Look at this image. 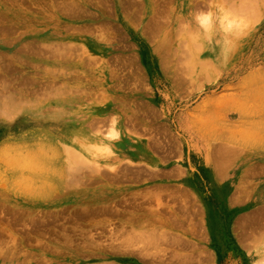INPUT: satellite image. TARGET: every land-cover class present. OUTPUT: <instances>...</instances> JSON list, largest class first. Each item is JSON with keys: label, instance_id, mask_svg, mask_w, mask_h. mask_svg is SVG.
<instances>
[{"label": "crops", "instance_id": "obj_1", "mask_svg": "<svg viewBox=\"0 0 264 264\" xmlns=\"http://www.w3.org/2000/svg\"><path fill=\"white\" fill-rule=\"evenodd\" d=\"M202 7L200 0H0V10L26 13L13 23L12 45H78L73 57L49 59L45 78L51 61L58 73L66 60L82 61L71 70L79 77L73 99L43 101L8 124L18 132L4 142L41 136L59 158L20 194L16 174L0 161V205L88 209L97 237L105 234V264H264V78L245 85L250 72L226 83L224 41L180 39L201 35L193 24ZM11 252L0 247V264H27Z\"/></svg>", "mask_w": 264, "mask_h": 264}, {"label": "rangeland", "instance_id": "obj_2", "mask_svg": "<svg viewBox=\"0 0 264 264\" xmlns=\"http://www.w3.org/2000/svg\"><path fill=\"white\" fill-rule=\"evenodd\" d=\"M200 2L203 4L202 11L200 17L196 18L193 27L196 26L199 28L198 30L201 35H193L187 38L182 37L180 39L186 40L187 42H194L195 44H201L202 41L206 39L209 40V43L213 42L215 39H221L225 42L224 44L227 48L225 56L227 69L225 82L231 83L237 81L243 75L252 72L243 84L253 85L258 83L264 78V76H262L264 75V0H200ZM8 11H10V9ZM1 12H3V10H0V28L13 26L16 20L12 16L8 19L2 18L1 15L4 16L5 14H1ZM18 14L17 21H26V13L23 12ZM9 19H11L10 22L8 21ZM6 21L8 23H6ZM198 30L193 28L195 34H197ZM15 31L16 29L11 33ZM214 31H219L221 36H207ZM11 33L7 35H2V33H0V36L5 38L0 40V56L2 55L0 61V84H2L0 86V122L3 125V127L0 128V143H4H2L3 145L0 147V161L3 170H11L16 174L17 182L15 184H18L19 188L17 192L20 194L19 192L30 190L29 187L25 186H34L38 184L42 170L48 164H51L50 161H53L52 158L54 156L55 158H59L58 151L55 152L48 147L46 144L47 142H45L41 136H35L28 141L9 140L4 142L5 135L10 131L18 132L16 129L18 127L17 123L20 122V119L23 118L27 112L31 111V106L34 107L39 105V108L41 106L40 103L43 101L49 100L50 102H56L58 100L68 101L69 99H73L74 94H69L70 91H72V85H74L72 83L75 81L74 77L71 75L73 72L71 70L82 67V61L77 62L74 66L66 60V65H62L61 63L60 73L56 71L58 69L56 61H51L49 65V71H51L50 77L45 78L44 71L47 69L45 64L49 59H67L70 55L73 57L79 54V47H77L78 50H76V52H70L73 45L62 44L63 46L59 48L60 55L51 56L50 54L47 59L35 57V55L24 51V44L30 43L36 45L39 43L42 44V42L30 41L24 43L23 41L20 46L16 47V44L12 45L8 39V35ZM55 45L56 44H51L50 46L52 48ZM67 47L70 49H67ZM198 51L200 50L195 49L193 52ZM2 62H6V64ZM7 62L9 63L7 64ZM2 64L4 65L1 66ZM78 78L79 77H77V79ZM9 80L11 81L9 82ZM47 81L49 83V89L46 94V92L39 87L43 82L47 86ZM4 83L6 85H3ZM7 83L9 85H7ZM36 85L40 90L34 87ZM14 86L19 90H14ZM28 89H32L31 94L27 93L29 92ZM33 110H38L41 114L43 113V110ZM10 122H17L16 125H12V130H10L11 126L8 125ZM52 144H54V142H52ZM55 147L57 150V145H55ZM68 149L69 148H67L66 151H68ZM69 152L70 151L66 154H68L69 157L70 155L73 157V154H71L72 152ZM25 194L27 196L30 194L31 196L33 193L26 192ZM32 197L34 198H30L31 200L39 199V197ZM11 214H16V216H8ZM89 218L90 211L88 209H83V211L70 210L60 213H48L38 211L31 212L23 209L9 211L4 206L0 205V234H3V237L6 239H3V237L0 238L4 240L3 242L1 240L0 247L8 248V251L12 249L10 254L14 258L17 254V260H23L25 263L27 262V264H41L36 258L37 256L47 257V261H44V264H105L104 231L99 232L102 234L97 237V231L94 230L95 225L93 224L94 226L91 228ZM58 220L59 223H57ZM51 222L56 223L57 226L55 227V224ZM48 223L52 225L49 226L51 230L53 228V233L50 232V227L47 226ZM58 224H61V226ZM48 227L49 230H47ZM43 228L44 230H42ZM79 238H81L84 242L83 245H85V247L81 249V252L75 250L76 245L81 242ZM69 245L71 247H69ZM33 249H40L42 252H36ZM96 250L98 254L95 253Z\"/></svg>", "mask_w": 264, "mask_h": 264}, {"label": "bare ground", "instance_id": "obj_3", "mask_svg": "<svg viewBox=\"0 0 264 264\" xmlns=\"http://www.w3.org/2000/svg\"><path fill=\"white\" fill-rule=\"evenodd\" d=\"M98 1H100V0H98ZM102 1V0H101ZM58 2V1H57ZM63 2H65V1H63ZM128 2V1H127ZM67 3H68V1H67ZM58 4V3H57ZM65 4H66V2H65ZM69 4V3H68ZM64 5V4H63ZM63 5H61V6H63ZM71 5V4H70ZM57 6V5H56ZM75 6V5H74ZM63 7H66V6H63ZM69 7V6H68ZM134 7V6H133ZM60 8V7H59ZM82 8V7H81ZM129 8V7H128ZM61 9H62V7H61ZM80 9V8H79ZM78 9V10H79ZM59 10V9H58ZM63 10V9H62ZM84 10V9H83ZM60 11V10H59ZM69 11H71V9L69 10ZM72 11L73 12H76V11H74L73 9H72ZM85 11V10H84ZM131 11V10H130ZM61 12V11H60ZM65 12V10H63L62 11V13H64ZM5 14L4 16L3 15H1V17L2 18H5V19H8V18H11V16L17 21V17H18V13H12V11H8V10H5V11H3V12H1V14ZM68 13V12H67ZM80 13V12H79ZM85 13V12H84ZM84 13H80L81 15L82 14H84ZM18 14V15H17ZM66 13H64V15H65ZM70 14V13H69ZM71 14H73L74 15V13H72L71 12ZM67 16V15H66ZM10 20L11 19H9L8 21L10 22ZM17 22H19L20 23V21H17ZM6 23H8L7 21H6ZM24 24V23H23ZM14 27H12V26H9V27H1L0 28V33H2V35H7V34H9V33H11V32H13L14 31V29H13ZM96 29H97V27H96ZM95 29V30H96ZM90 30V29H89ZM102 30V29H101ZM90 32V31H89ZM89 32H86V33H89ZM53 45V44H52ZM57 45V46H56ZM55 46H53L52 48H51V46L50 45H47V44H30V43H26V44H24V51L25 52H27V53H31V54H33V55H35V57H42V58H48V56L51 54V56H55V55H60V47H62L63 45L62 44H56ZM61 45V46H60ZM67 45H69V44H67ZM71 45V44H70ZM78 46V45H77ZM77 46H75V45H73V48H71V50H70V52L71 51H74V52H76V50H78L77 49ZM65 47V46H64ZM72 47V46H71ZM63 49V48H62ZM67 49H70L69 47H67ZM63 50H65V49H63ZM62 50V51H63ZM69 51V50H68ZM15 52V51H14ZM67 53H69V52H67ZM71 56V55H70ZM70 56H69V58H70ZM1 58H2V55L0 56V61H1ZM5 58V57H4ZM11 58H12V56H11ZM68 59V58H67ZM4 60V59H3ZM6 60V59H5ZM68 61V60H67ZM11 62V61H10ZM91 62V61H90ZM2 63H5L6 64V62H2ZM9 62H7V64H8ZM29 64H32V63H29ZM4 64H2L1 66H3ZM10 65V64H9ZM6 66V65H5ZM32 66H34V65H32ZM7 67V66H6ZM42 67V66H41ZM2 68V67H1ZM10 68V67H9ZM4 70V69H3ZM8 70V69H7ZM6 71V70H5ZM12 71V70H11ZM6 73V72H5ZM14 73V72H13ZM11 75V74H10ZM14 75H16V74H14ZM13 78V77H12ZM76 78V77H75ZM27 79V78H26ZM79 79V78H78ZM77 79V80H78ZM3 80V79H2ZM6 80V79H5ZM11 80H9V82H10ZM76 81V80H75ZM74 81V82H75ZM6 82H7V80H6ZM27 82V81H26ZM24 84V83H23ZM2 84H0V86H1ZM3 85H6L5 83L3 84ZM7 85H9L8 83H7ZM11 85V84H10ZM30 86V85H29ZM32 86V85H31ZM46 85L44 84V82L40 85V89H43L45 92H46V94H47V91H48V89H49V83H48V81H47V86L45 87ZM15 87V86H14ZM34 87H36L37 88V85L36 86H34ZM8 88V87H7ZM3 89V88H2ZM12 89H13V87H12ZM34 89V88H33ZM38 89V88H37ZM40 89H38V90H40ZM14 90H19V89H16V87L14 88ZM29 90V89H28ZM32 90V89H31ZM31 90H29V92H27V93H32V91ZM37 90V91H38ZM8 91V90H7ZM25 91V90H24ZM31 91V92H30ZM34 91H35V89H34ZM83 90H81V92H82ZM85 91V90H84ZM83 91V92H84ZM5 92V91H4ZM38 92H40V91H38ZM41 92H42V90H41ZM76 92V91H75ZM81 92H79V93H81ZM82 92V93H83ZM6 93V92H5ZM77 93V92H76ZM79 93H77V94H79ZM84 93H86V92H84ZM83 93V94H84ZM3 94V93H2ZM43 94V93H42ZM45 94V95H46ZM39 95H40V93H39ZM85 95V94H84ZM29 96V95H28ZM31 96V95H30ZM86 96V95H85ZM12 97V96H11ZM88 97V96H87ZM17 98V97H16ZM32 98H34V97H32ZM45 98V97H44ZM44 98H43V100H44ZM18 101V100H17ZM16 103V102H15ZM19 103V102H18ZM6 104H7V102H6ZM2 105H4V104H2ZM8 105V104H7ZM9 106V105H8ZM12 106V105H11ZM14 107H16V106H14ZM5 108H6V106H5ZM8 108V107H7ZM18 108V107H17ZM16 109V108H15ZM5 110V109H4ZM11 110V109H10ZM8 111H9V108H8ZM1 113H2V111H1ZM11 113V112H10ZM133 126H134V124H133ZM145 130V129H144ZM149 143H152V142H149ZM163 145V144H162ZM64 147V146H63ZM151 149V148H150ZM159 149H160V147H159ZM217 149V148H216ZM67 150V149H66ZM69 150V149H68ZM72 150V149H71ZM153 150H155V149H153ZM72 152V151H71ZM71 152H69V153H71ZM74 152V151H73ZM164 152V151H163ZM66 154V153H65ZM72 154V153H71ZM68 155V154H67ZM66 155V156H67ZM74 155V154H73ZM166 155V154H165ZM69 156V155H68ZM70 156H72V155H70ZM77 157V156H76ZM167 157V156H166ZM170 157V156H169ZM71 158V157H70ZM68 159V158H67ZM72 159V158H71ZM65 160V159H64ZM69 167V166H68ZM143 172V171H142ZM72 174H73V172H72ZM71 174V175H72ZM74 175H77V174H74ZM73 178V177H72ZM29 196H30V194H29ZM32 196H35V197H39L37 194H31V196H30V198H34V197H32ZM118 204V203H117ZM115 206V205H114ZM108 209V208H107ZM147 212V211H146ZM117 214V213H116ZM45 221V220H44ZM51 221V220H50ZM53 221V220H52ZM63 221V220H62ZM65 222V221H64ZM63 222V223H64ZM68 222V221H67ZM50 223V222H49ZM48 223V225L47 226H52L51 224H49ZM51 223H53V224H55L54 226L56 227L57 225H56V223H54V222H51ZM57 223H59V220L57 221ZM66 223V222H65ZM58 225H60L61 226V224H58ZM33 226V225H32ZM35 226V225H34ZM49 226V227H50ZM67 226H69V225H67ZM40 227V226H39ZM46 227V226H45ZM44 227V228H45ZM49 227H48V229L47 230H49ZM38 228V227H37ZM44 228L42 229V230H44ZM47 228V227H46ZM50 230H51V227H50ZM52 230H53V228H52ZM52 230L50 231V232H52ZM39 231H40V228H39ZM85 232V231H84ZM117 232V231H116ZM129 232V231H128ZM53 233V232H52ZM82 233V232H81ZM80 233V234H81ZM90 233V232H89ZM121 233V232H120ZM119 233V234H120ZM44 234V233H43ZM50 234V233H49ZM78 234V233H77ZM86 234H87V232H86ZM131 234V233H130ZM2 235V236H1ZM5 235V234H4ZM126 235H127V232H126ZM135 235V234H134ZM68 236V235H67ZM73 236V235H72ZM76 236V235H75ZM74 236V237H75ZM90 236V235H89ZM95 236V235H94ZM108 236V235H107ZM119 236V235H118ZM130 236V235H129ZM133 236V235H132ZM1 237H3V234H0V238ZM81 237V236H80ZM112 237V236H111ZM128 237V236H127ZM84 238V237H83ZM91 238V237H90ZM90 238H89V240H90ZM126 238V237H125ZM124 238V239H125ZM134 238V237H133ZM3 239H5L4 237H3ZM76 239H77V237H76ZM128 239V238H127ZM1 240L2 239H0V242H1ZM6 240V239H5ZM93 240V239H92ZM112 240V239H111ZM134 240V239H133ZM4 240H2V242H3ZM64 241V240H63ZM79 241H81V242H79L77 245H76V247H75V250H77V251H79V252H81V249H83L84 247H85V245H83L84 244V242L81 240V238H79ZM123 241V240H122ZM121 241V242H122ZM125 241V240H124ZM127 241V240H126ZM130 242H133L132 240H129ZM109 242H111V241H109ZM113 242V241H112ZM129 242V243H130ZM107 243V242H106ZM125 243V242H124ZM149 243V242H148ZM2 244V243H1ZM97 244V243H96ZM108 245H110V244H108ZM122 245H123V243H122ZM65 246H66V244H65ZM105 246H106V244H105ZM114 245H111V247H113ZM68 247V246H67ZM66 247V248H67ZM69 247H71L70 245H69ZM93 247V246H92ZM97 247V246H96ZM95 247V248H96ZM107 247V246H106ZM109 247V246H108ZM72 248H74V247H72ZM71 249V248H70ZM98 249V248H97ZM57 250V249H56ZM122 250V249H121ZM62 251V250H61ZM128 251V250H127ZM59 252V251H58ZM79 254V253H78ZM139 254V253H138ZM79 255H82V254H79ZM84 255V254H83ZM84 257V256H83ZM156 257V256H155ZM166 260V259H165ZM159 262H160V260H159Z\"/></svg>", "mask_w": 264, "mask_h": 264}]
</instances>
